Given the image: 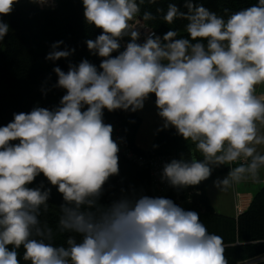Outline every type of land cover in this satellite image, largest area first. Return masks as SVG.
I'll return each instance as SVG.
<instances>
[{
    "label": "clouds",
    "instance_id": "1",
    "mask_svg": "<svg viewBox=\"0 0 264 264\" xmlns=\"http://www.w3.org/2000/svg\"><path fill=\"white\" fill-rule=\"evenodd\" d=\"M18 2L0 0V16ZM143 2L82 0L86 23L101 30L86 41L99 66L82 59L67 72L54 67V87L65 90L59 105L14 114L0 127V264H21V247L27 264H228L222 238L209 234L197 212L169 198L122 195L100 202L104 186L119 175L120 151L103 116L105 109L142 110L155 95L163 121L158 131L175 128L203 157L163 165L161 180L173 188L199 185L213 165H237L215 182L221 191L264 182V91H258L264 89V0L226 19L193 0H184L186 12L169 3L162 19L187 21V37L170 30L138 43L134 21ZM154 18L142 14L144 21ZM8 31L0 19V41ZM125 36L130 41L120 51ZM61 44L51 45L46 60L74 54L59 50ZM40 174L63 197L57 230L73 235L62 245L40 220L51 189L29 187Z\"/></svg>",
    "mask_w": 264,
    "mask_h": 264
},
{
    "label": "trees",
    "instance_id": "2",
    "mask_svg": "<svg viewBox=\"0 0 264 264\" xmlns=\"http://www.w3.org/2000/svg\"><path fill=\"white\" fill-rule=\"evenodd\" d=\"M55 2V6L51 8L32 3L30 0H19L9 15L0 16V19L9 25L8 33L0 41V127L12 122L14 114L28 113L36 106L51 110L59 105L65 90L54 87L57 81V76L53 72L54 67L58 66L67 72L70 62L78 64L82 59H88L97 67L101 62V58L93 55L86 44L88 39H95L100 35L101 30L86 23L82 0ZM193 2L203 4L226 19L228 14L256 4L258 0H193ZM169 3H176L181 11H187L183 7L184 0L155 2L144 0L137 17L154 30L157 36L163 37L168 31L173 30L179 37H187L185 31L187 21L177 19L168 24L162 19ZM157 9L164 11L158 12ZM145 11L151 12L155 18L144 21L142 14ZM58 41H63L59 50L75 49L74 54L67 59L62 58L54 62L46 60L51 45ZM123 50L121 47L120 51ZM112 55H118V52ZM152 97L155 99L154 94ZM103 119L104 123L113 126V139L118 143L120 151L119 175L111 177L104 186L105 191L100 201L102 204L108 205L122 195L169 198L184 210L197 212L209 234H216L222 238L228 264H241L258 257V260L251 264H264V185L252 196L247 208L235 216L217 213L200 185L176 188L158 196L151 186L147 166L127 159L122 148H128L146 159L157 155H172L177 159L179 153L184 160H191L193 157L202 160L203 157L195 150L194 144L186 141L176 133L175 128L170 127L156 132L147 148H140L136 145V134L140 125L137 111L109 112L105 109ZM222 170L227 169L218 171ZM41 184L44 188L51 189L49 209L46 213L42 212L41 223L47 222L53 228L55 234L53 243L62 245L68 235H73L57 230L60 205L64 203L63 197L43 174L37 176L29 187L35 188ZM23 251L22 247L18 250L19 259L21 264H27L23 261Z\"/></svg>",
    "mask_w": 264,
    "mask_h": 264
},
{
    "label": "rangeland",
    "instance_id": "3",
    "mask_svg": "<svg viewBox=\"0 0 264 264\" xmlns=\"http://www.w3.org/2000/svg\"><path fill=\"white\" fill-rule=\"evenodd\" d=\"M258 91H264V89H259ZM137 114L140 118V125L137 130L136 140L140 146L147 148L154 135L163 124L162 119L158 115L155 99L152 95H150L145 101L143 109L137 111ZM177 159H181V155L179 153L177 155ZM225 174L226 171H214V169H212L211 176L207 180L202 181L199 185L203 187V190L206 191L207 195H209L210 201L216 212L230 216L231 207L234 210V203L236 202L235 191L232 187H230V190L221 191L215 183L216 180H220L223 176H225ZM246 208L247 206L243 210ZM243 210L241 209L240 212ZM258 258L244 261V263H253L254 261H257Z\"/></svg>",
    "mask_w": 264,
    "mask_h": 264
},
{
    "label": "built area",
    "instance_id": "4",
    "mask_svg": "<svg viewBox=\"0 0 264 264\" xmlns=\"http://www.w3.org/2000/svg\"><path fill=\"white\" fill-rule=\"evenodd\" d=\"M56 4L55 0L54 3H49L47 5H43L46 7H54ZM41 6V5H40ZM134 23L139 24L138 30L140 32V38L137 41L138 43H143L146 37L148 36L149 33H155L154 30H152L149 26L144 24L138 17H136ZM156 35V33H155ZM130 36H125L122 38L119 43L121 47L125 48L126 44L129 42ZM122 152L124 153L125 157L129 160H132L133 162L137 164H144L147 166L148 173H149V179L151 186L154 188L156 194L158 196H161L170 190H175L176 188L171 187L167 182L161 180V173L163 169V165L165 163L170 162L172 159H175L174 156L172 155H157L150 157L148 159L143 158L141 156H138L134 154L130 149L128 148H122ZM237 166L236 164L232 165H220V166H212V169L214 171H218L221 169H227L230 171L231 167Z\"/></svg>",
    "mask_w": 264,
    "mask_h": 264
},
{
    "label": "crops",
    "instance_id": "5",
    "mask_svg": "<svg viewBox=\"0 0 264 264\" xmlns=\"http://www.w3.org/2000/svg\"><path fill=\"white\" fill-rule=\"evenodd\" d=\"M136 145L140 148H143L142 146H140V144L137 142V140H136ZM223 171H226V174L220 180L225 178L229 173L227 170H223ZM261 180L264 181V170L261 171ZM216 181H218V180H216ZM262 185H264V182L254 183L251 181H244V182H241L239 184H235V185L231 186L232 189L235 191L234 193H235V197H236V202L234 203V210L232 207L230 210L231 216L237 215L241 211V209L243 210L246 206H248L249 201L251 200L252 196L255 194V192H257V190ZM227 190H230V188H228ZM204 193L208 197V200H209L211 206L213 207V205L210 201L209 195H207L206 191H204Z\"/></svg>",
    "mask_w": 264,
    "mask_h": 264
},
{
    "label": "water",
    "instance_id": "6",
    "mask_svg": "<svg viewBox=\"0 0 264 264\" xmlns=\"http://www.w3.org/2000/svg\"><path fill=\"white\" fill-rule=\"evenodd\" d=\"M241 264H251V263H250V262H245V263L243 262V263H241Z\"/></svg>",
    "mask_w": 264,
    "mask_h": 264
}]
</instances>
